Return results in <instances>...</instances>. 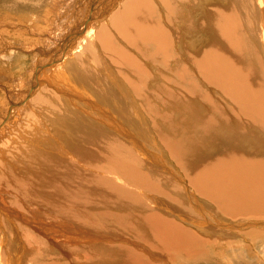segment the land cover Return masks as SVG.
Returning <instances> with one entry per match:
<instances>
[{
  "label": "bare ground",
  "instance_id": "6f19581e",
  "mask_svg": "<svg viewBox=\"0 0 264 264\" xmlns=\"http://www.w3.org/2000/svg\"><path fill=\"white\" fill-rule=\"evenodd\" d=\"M192 1L194 3L191 0H127L108 21L100 23L96 37L100 49L121 72L134 98L124 93L114 94L111 106L105 105L101 113H95L92 104L81 106L83 114L69 110L72 114L67 117L72 118L70 129L66 125V130L59 131L56 137V128L51 126L47 133L38 130L40 134L30 138L39 141L45 137L46 146L43 149L39 144L34 149L28 148L29 143L25 146L26 150H22L25 157L21 159L25 166L23 171H9L8 166L15 168L13 162L5 166L0 163V249L9 248L14 256L21 257L19 263L10 264H64V258L55 255L62 251L82 253L86 260L93 256L100 260L109 255L104 253L106 250L124 253L115 258L111 256L115 262L124 261L118 264H158L151 261L153 256L147 260L142 253L139 255L121 244L122 234L140 240L146 245L140 250L145 252L148 248L171 264H178L173 252L176 256L179 251L188 257L205 259L206 256L208 263L216 264L214 256L224 254L221 251L224 248L232 250L230 253L235 247L244 252L251 250L254 242H264V233L254 231V227L248 234L233 229L243 223L245 226V221H264V0H255L253 6L252 0H209L202 4V0ZM115 4L111 3L110 8ZM248 14L257 16L261 32L249 23ZM104 16L102 14L101 19ZM193 20V31L185 32L180 27V22L188 26ZM253 36H259L253 45L262 50L263 55L252 49L249 40ZM116 39L123 40L134 52L121 48ZM195 44L198 45L193 47ZM251 52L255 55L251 56ZM13 58L14 61L3 64L5 69L24 67V55ZM64 71L66 69L58 72L55 78L60 85L71 80ZM110 90L114 92L113 86ZM43 92L34 99V107L24 109L23 115L32 114L30 111H36L37 106L53 107L48 101L55 94L45 98ZM43 113H46L44 109ZM59 123L63 124L60 121L56 127ZM26 135L16 136L23 139ZM140 137L156 142L154 146L161 144L158 148L167 150L175 164L183 167H178L183 176L178 168L169 167L171 164L160 167L168 157L158 166L154 156L158 152L149 150L150 145L139 148ZM15 141L16 146L23 144ZM4 149H0V156H7ZM143 152L150 155L151 160ZM158 167L162 169L160 172H166H161L163 181L168 175L179 180L187 195L186 204L199 213L188 216L186 212L178 213L177 208L178 212L172 211L190 227L149 210L146 202L151 199L138 194L140 188L157 190L158 194L168 191L164 183L165 191H159L162 184L157 180L161 177L153 175ZM162 205L158 206L163 208ZM220 215L240 218L230 225L222 222ZM195 217L202 220L200 228L205 233H209L213 225H206V217L218 225L226 224L220 240L203 237L196 229L201 224L191 226L190 220ZM46 221L54 225L48 227ZM230 227L231 233L228 232ZM60 229L77 245L59 247L51 236L58 238ZM50 231L54 234L49 235ZM220 242L230 247L221 246ZM85 243L95 246L82 250ZM21 248L25 255H21ZM3 253L0 250V255ZM25 256H30L29 262Z\"/></svg>",
  "mask_w": 264,
  "mask_h": 264
},
{
  "label": "rangeland",
  "instance_id": "374dc122",
  "mask_svg": "<svg viewBox=\"0 0 264 264\" xmlns=\"http://www.w3.org/2000/svg\"><path fill=\"white\" fill-rule=\"evenodd\" d=\"M126 1L127 0H96V1L95 0H0V42H3L2 44H0V48H2V49H0V55H1L0 56V58H1L0 59V144H1L0 149H2V147L4 149V147H5V149H6L5 154L7 155V156H0V163L3 166H5L9 162H13V164L15 165V168H10L8 166L9 171L14 170L16 172H21L25 169L24 163L21 161V159L25 157V153H24L25 151H22V150L23 149L26 150L28 143H29L28 148H32V149L36 148L38 146V144L41 148L42 147L44 148L46 146V142L44 140L45 137H41L39 141H31L30 140V138H33V136H35V134H40V131L41 132L45 131V133H47L48 130L52 129L51 126L56 128L57 134H55V136L58 135L59 131H64V128L66 130L67 126H69V129H70L71 123H72V118L67 119V117H69L72 110L75 112H78L79 114H81V113L83 114L85 111L81 108V106L90 107V104H92V105H94L93 108L95 109V111H97L95 113H101V112H103V109H106L105 105L111 106L110 101L113 98L114 94L119 95V93H124V94L128 95L129 97L134 98L133 95L128 90L127 83H126L123 75L121 74V72L118 69H116L117 67L113 66L109 62V60L105 57V51L100 49V47H99L100 45H99V43L97 41V37H96V29H98L100 27L99 26L100 23L102 24V22L104 23V22L108 21L110 19V17L113 15V13H115L117 10H119L121 8V6H123ZM205 1H209V0H202L200 4H202ZM216 1L218 2L220 0H216ZM94 2H95V4H94ZM191 2L194 3L192 0H191ZM254 2H255V0H252V6L254 5ZM27 3H29V4H27ZM111 3L112 4L116 3L114 5V8H112V9L109 6ZM15 6H17V7H15ZM31 9H33V10H31ZM104 13H105V16H104ZM102 14L105 18L102 17V19H101ZM248 20H249V23L252 24V26L256 29L257 32H261L260 31L261 25H260V23H258V19H257V16L255 14H248ZM24 24H26V25H24ZM29 25H30V27H29ZM175 26L178 27L176 24H175ZM39 27H41V28H39ZM180 27H182L185 32L193 31L195 29V21L193 20L188 26H183L182 23L180 22ZM30 28L33 30H31ZM66 35L68 36V38H66V40H64L63 42H58L61 39H63ZM257 37H259V36L251 37L249 40V43L252 46V49L253 48L256 49L258 51L259 55H263L262 50H260L257 46L253 45V41ZM184 40L187 41V38L184 37ZM73 41H75L74 42L75 44L73 45V47L67 48L68 47L67 44L69 42H73ZM116 41L120 45L121 48L124 47V48H126L127 51H130L131 53H132V51L134 52V49L131 50L128 47H126L125 42L123 40L116 39ZM4 42H5V44H4ZM6 43H8V44L6 45ZM9 44H11V45H9ZM197 45L198 44H195L193 47H195ZM8 46H10V47H8ZM15 46L17 47V49ZM10 48L14 49L13 52H12V50H10ZM36 48H39L41 50V52H43V53L46 52L47 55L46 56L41 55V57L37 60V52L34 51V49H36ZM3 52H5V53H3ZM16 54H20V55H16ZM23 55L26 57V59H25L26 62H25V65L23 68L18 69L16 67H11V68L7 67L5 69V66L3 65L4 63L9 64V62L14 61V58H13L14 56H23ZM250 55L254 56L255 53L251 52ZM6 61H8V62H6ZM253 65L255 68H257L256 63H253ZM64 69H66V71H64V73H67L71 80H69V83L66 81V84L60 85L58 82H56L57 80H55V78H56L57 73L60 72L61 70L63 71ZM35 71L38 72L37 75H34V73H36ZM55 82L59 86L57 84H55ZM31 85L33 86V88L35 85V88L34 89L31 88V90H29ZM111 86H113L114 92L110 90ZM43 90H44L43 96L45 95V98H49L51 96L50 94H55V97L53 98L51 96L49 98V101H48L51 104L53 103V107L50 108V106H52V105L48 106V108L37 106V108L35 109L36 111H34V112L30 111V113H32V114H30V115L27 114L28 118L26 117L27 118L26 119L25 116H27V115H25V114L23 115L24 109L27 108L26 109V111H27L28 109L34 107V105H35L34 99ZM66 92L69 94H67ZM31 104H33V105L31 106ZM28 105H30V106H28ZM97 107L99 109H101L102 111L97 109ZM40 109H41V111H40ZM43 109H44V112H46V113H43ZM51 109H54L53 111H55V112L58 111L57 112L58 114H56L55 112H52ZM69 110L71 112H69ZM67 112H69V113H67ZM78 113H75V114L79 115ZM38 114H39V116L41 115L42 117H45L48 119L44 120L45 118L44 119L42 117L39 118ZM60 115H62V116H60ZM86 115H87V113L84 114V117ZM70 117H72V114ZM94 120L97 121V119H94ZM34 121H35V123H34ZM36 121H38L39 123L41 122L40 125H38L39 123ZM60 121H62L63 124L59 123L58 126L56 127V124ZM45 124L47 126L48 125H50V126L47 127ZM43 125L46 126L47 128L43 127ZM59 125H61V126H59ZM34 126H38V127H34ZM41 127L45 128L46 130H43V128H41ZM39 128H41V129H39ZM38 130H40V131H38ZM1 131H2V133H1ZM5 131H8V132H5ZM23 133L24 134L27 133L28 136L26 135L27 136L26 138L24 137L23 139H18L16 135L17 134H23ZM8 136H9V138H8ZM143 136L145 137V135H143ZM15 137L17 140H19V144L23 143L21 145H18L19 147L16 146L17 144H15L16 143V141H15L16 139H14ZM56 137H58V136H56ZM11 138L14 139V141ZM9 140L11 141V143H9L10 142ZM141 142H143V143H141ZM7 143H9V144H7ZM154 143H156V142H153V141L150 142V141H147L146 139L140 137L139 148L146 147V146L150 145V147H152V148H149V150L158 152V154L160 156H158L157 153L154 155L156 157L155 160L158 161V163H157V164H159L158 166H160L161 163H163L165 160L168 159L166 162H164L166 164L163 163L160 167L168 166L171 164L169 167H171L173 165L174 168H176V169L178 167L183 169V167L181 165H179L177 163L175 164V159L174 158L172 159V157L169 155L167 150H165L164 148H161V147L158 148L159 146H161V144L158 145V147H157V146L152 145ZM4 144H6V145H4ZM142 144H143V146H141ZM11 145H15L17 150L15 149L14 146H11ZM20 146H21V148H20ZM13 147H14V150H13ZM17 147L20 148L21 152H23L22 155L19 154L21 152H19V149ZM7 148H11L12 151H9L11 149L8 150ZM156 148H158V149H156ZM158 150H160V152L162 150V152L165 153L166 155L163 153L160 154V152ZM143 154L146 155V157L151 160L150 155L145 154V152H143ZM16 155H17V157H16ZM169 156H170V158H169ZM160 157H162V159ZM169 161H172V162L170 163ZM167 163H168V165H167ZM22 167H24V168H22ZM160 170H162V169L158 167L157 171L159 173L155 172L156 174L155 173L153 174L154 176H156L155 178H157L158 174L161 177V178H159V176H158V180H157V181L160 180L159 185H160V182L162 184V185H160V187H162V188L161 189L159 188V191L162 190L160 192H164L165 190L166 191L168 190L171 192L172 189L173 190L178 189L177 191L175 190L176 193L174 192V195H173L172 194L173 190H172V193H169L168 191L165 192L164 193L165 195L163 193H159L163 197L162 198V197H159L160 195L158 193H156L157 190H156V192L155 191L153 192L152 190L150 191V190H145V189L140 188L142 191L140 189H137L138 194L141 195V193H143L144 195L143 194L142 195L144 198H147V200L151 199L150 201L146 202L148 207H149V210H155L159 213L161 212L160 214H162V215L164 214L165 217L170 216V217L176 219L177 222L180 221L179 223H182V224L184 223L183 225H185L186 227H190L185 222H182V220L180 218H178L175 215V213L173 214L172 211H175V212L179 211L178 213H180V211H181L182 214H184L186 212L185 214H187L188 216H191L190 214H192L194 216H198L199 213H197V211L195 210L196 208H193L192 206L188 205V203L186 204V202H185L186 198L185 197L187 195L184 191L183 185L179 182V180L174 179L168 175V177L163 181L162 176L164 174H161V172H163L165 174H166V172H164V171L160 172ZM179 172L181 173V176H183V172L180 169H179ZM163 183L167 185V186L165 185L167 188L169 186L173 187V188L171 190H170V188L167 189L165 186H163ZM163 188L164 189L166 188V189L164 190ZM144 190H145V193H144ZM149 192L154 193V194H152L153 196ZM147 193H149V194H147ZM146 194H147V196H146ZM157 195H159L158 196L159 199L157 198ZM167 195H168V197H170V196L171 197L168 198ZM181 196L183 197L184 200L181 199L182 198ZM174 197H176V198H174ZM164 198L166 199V201H164L165 200ZM160 199H164V200H162V202L159 203L158 201ZM167 200H169V201H167ZM153 201L156 202L157 205L154 204ZM175 201H178V202H175ZM148 202H151V203L149 204ZM152 202H153V204H152ZM165 202H167V204ZM169 202H171V205ZM162 203L167 207L164 208L165 206H163ZM175 204H177L179 208L177 206H175ZM158 205H162L163 208L158 206ZM184 205L185 206L187 205V207L191 208V209H188ZM158 207H160V208H158ZM180 207L183 210H181ZM168 208H170V209H168ZM176 208L178 211L176 210ZM209 208L211 209V206ZM166 211L167 212L169 211V213H167ZM187 211H190V213L189 212L187 213ZM178 213H176V214H178ZM218 218L222 222H228L230 225H232L233 223L238 222L240 217H238V216L232 217L230 215H220ZM205 220H208V222H206V225L207 224L211 225V223L213 224L211 226L212 230L209 233H205L200 228L203 226V222L198 217H195L192 220H190V225L192 226V224H194V223L201 224V226L196 227V229L199 231V233L203 237H205L209 240H220L219 238H221L220 237L221 230H223V228L224 229L226 228V227H224L226 224H224L223 226L218 225L214 222V220L212 218L210 219L209 217H206ZM252 222L250 221V223H249V221H247V222L245 221V226L243 223L241 227L240 226H238V227L233 226V229L234 230L235 229L240 230L241 232L243 231L242 233H245V232L247 233L254 227L253 228L254 231H256L258 229L257 232L259 230H261L259 232L264 233V221L253 220ZM45 225L50 227V226H53L54 223H52V222L47 223V221H46ZM248 226H249V230L247 229ZM244 227H245V229H244ZM253 229L251 231H253ZM46 232L49 233L48 231H46ZM228 232L229 233L232 232V227L229 228ZM52 233L53 232L50 231L49 235L54 234V233L53 234ZM122 235H123V238L119 239L120 243L131 248L134 252H136L139 255L142 253L143 256L147 260H150L151 257L153 256L154 258L151 259L152 262H157L158 264H168V263L171 264L170 261L167 260V258H163V257L159 256L156 252H152L148 248L145 252L143 250H140L139 249L140 247L145 248V246H146L140 240H138L134 237H131L130 235H127V234H122ZM51 238L54 240V242L59 244V247H61V248L68 246L67 244H71L70 246H73L75 244L77 245V242H75L73 240V238H71L69 236V234L67 235L65 233V230H63V229H60V233H59L58 238L54 237V235L51 236ZM74 238H76V237H74ZM147 238H149V235L147 236ZM68 241H70V243H67ZM247 241L250 243V238L249 239L247 238ZM262 242H254V244H253L254 249L252 247L251 250L248 251V250H246L247 248H244V250H246L244 252L241 250L240 251L236 250V247H235L234 252L230 253L232 250H228L229 248H224L223 250H221L224 252V254L220 253V254L214 256V258L216 259V264H224V263L225 264H234L233 258L235 255L237 256L236 258L238 259L237 263H235V264H264V242L263 243ZM105 243H107V242H105ZM142 244H143V246H142ZM85 245H86L85 248H82V250L87 249L89 246H95V244H86V243H85ZM219 245L224 246V247H230L229 245L223 244L221 242ZM247 245L251 246L252 243L251 244L247 243ZM78 248L81 249L80 247H78ZM62 249H64V248H62ZM0 250L5 252L7 255V257H6V255H4L5 253L0 255L1 256L0 264H10L13 261H17L18 263L20 262L21 257L18 254H15V256H14L13 255L14 253L12 254V252L9 248H4V250L3 249H0ZM91 252H92V254H95L93 251H91ZM217 252H219V250ZM104 253H107L109 255H106L107 257L100 259V260L103 259V261H100L99 258H97V256H93V258L91 257L89 260H86L85 259L86 255H84L82 253L78 254V252L73 253V252H68V251H62L61 253L55 254V255H57V256L61 255V257L64 258V260H63L64 264H91V263L92 264H98V263L99 264H101V263L102 264H104V263L105 264H113V263L118 264V263L124 262L122 260L119 262L118 261L115 262L116 260L112 259V257L115 258L116 255L119 256L121 254L123 255L124 253H120L117 251L111 252L110 250H106V252H104ZM148 253L150 254V256L145 255ZM191 253H195V252H191ZM23 254L25 255L24 249L21 248V255H23ZM33 254H31V255L34 256L35 254L34 255ZM3 255L5 258H3ZM210 256H212V254H210ZM29 257L30 256H27V257L25 256V258L27 260L26 262H29L28 261ZM173 257L178 260V262L176 261V263H178V264H210V263H208L209 258H207L206 256H205V259H203L202 256L194 257V255H189V257H188L187 254L184 253L183 251H179L177 256L173 252ZM245 259H246V262H245ZM198 260H200V261L198 262ZM204 260L205 261L207 260V261L204 262ZM109 261H111V263ZM211 264H214V263H211Z\"/></svg>",
  "mask_w": 264,
  "mask_h": 264
},
{
  "label": "water",
  "instance_id": "95a60500",
  "mask_svg": "<svg viewBox=\"0 0 264 264\" xmlns=\"http://www.w3.org/2000/svg\"><path fill=\"white\" fill-rule=\"evenodd\" d=\"M66 38H68V36L66 35L63 39H61L60 41H58V42H63L64 40H66ZM70 41V40H69ZM75 41H73V42H69L68 44H67V48H69V47H73V45L75 44L74 43ZM34 51H36L37 52V60L41 57V55H43V56H46L47 55V53L46 52H41V50L39 49V48H36V49H34ZM31 88H33V86L31 85V87H30V89L29 90H31ZM34 88H35V85H34ZM33 88V89H34Z\"/></svg>",
  "mask_w": 264,
  "mask_h": 264
}]
</instances>
